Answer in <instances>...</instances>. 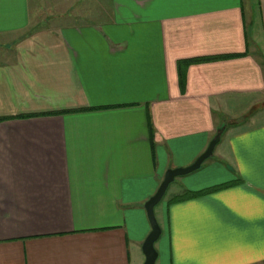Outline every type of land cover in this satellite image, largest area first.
Instances as JSON below:
<instances>
[{"label": "crops", "instance_id": "0c3cea01", "mask_svg": "<svg viewBox=\"0 0 264 264\" xmlns=\"http://www.w3.org/2000/svg\"><path fill=\"white\" fill-rule=\"evenodd\" d=\"M253 33L264 0H0V264H144V204L219 130L154 208L155 264H264Z\"/></svg>", "mask_w": 264, "mask_h": 264}, {"label": "water", "instance_id": "95a60500", "mask_svg": "<svg viewBox=\"0 0 264 264\" xmlns=\"http://www.w3.org/2000/svg\"><path fill=\"white\" fill-rule=\"evenodd\" d=\"M221 130H219L214 138L209 142L205 151L189 166L185 168L169 169L165 172L163 180L158 189L144 204L146 217L150 225V232L142 244V253L145 257L144 264H155L157 259V252L154 248L155 242L161 235V228L155 218L154 208L158 205L164 197L169 185L180 176H185L200 168L202 163L210 158L213 154L215 146L220 140Z\"/></svg>", "mask_w": 264, "mask_h": 264}, {"label": "trees", "instance_id": "16d2710c", "mask_svg": "<svg viewBox=\"0 0 264 264\" xmlns=\"http://www.w3.org/2000/svg\"><path fill=\"white\" fill-rule=\"evenodd\" d=\"M199 62V59H195V60H181L177 62V69H178V75H179V85H180V90L183 91L184 89V84H185V71L186 68L193 63ZM238 182H242L241 180H238ZM222 187L225 186H219V187H214V188H210L201 192H197V193H191V192H187L185 191L183 194L181 195H177L174 196L173 198H171V200L169 201V203H178V202H182V201H186L188 199H192L195 197H199L202 195H206L209 194L211 192L220 190Z\"/></svg>", "mask_w": 264, "mask_h": 264}, {"label": "rangeland", "instance_id": "374dc122", "mask_svg": "<svg viewBox=\"0 0 264 264\" xmlns=\"http://www.w3.org/2000/svg\"><path fill=\"white\" fill-rule=\"evenodd\" d=\"M253 40H254V42H256L258 44V47L260 49H262V52L264 54V40L260 37V35H258L256 33H253ZM182 177H184V176L177 177L173 182H176V181L179 182ZM173 184H175V183H173ZM172 186H174V185H172ZM162 202H163V200L161 201V203ZM161 203H159L158 205H156V208H155L156 213H158V210H159V207L161 206Z\"/></svg>", "mask_w": 264, "mask_h": 264}]
</instances>
